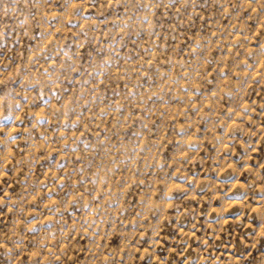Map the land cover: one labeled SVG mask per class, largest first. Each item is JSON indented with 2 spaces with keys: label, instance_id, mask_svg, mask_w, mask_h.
Masks as SVG:
<instances>
[{
  "label": "clouds",
  "instance_id": "clouds-1",
  "mask_svg": "<svg viewBox=\"0 0 264 264\" xmlns=\"http://www.w3.org/2000/svg\"><path fill=\"white\" fill-rule=\"evenodd\" d=\"M254 93L264 0H0V264H264Z\"/></svg>",
  "mask_w": 264,
  "mask_h": 264
},
{
  "label": "rangeland",
  "instance_id": "rangeland-1",
  "mask_svg": "<svg viewBox=\"0 0 264 264\" xmlns=\"http://www.w3.org/2000/svg\"><path fill=\"white\" fill-rule=\"evenodd\" d=\"M207 16L208 14L205 13V17H204L205 21L207 20ZM48 100H49V97L43 98L40 106H43L44 104H46ZM253 100L258 104L264 105V93H261V94L254 93ZM256 111H259V108ZM9 115H13V113L5 112L3 116L4 117L8 116V117L4 119L3 121H0V123L10 124L12 122V117ZM45 126L46 125L44 124L41 125V127H45ZM253 143L256 145V147H255V150L251 154L252 159L250 161V166L254 167L258 163L264 164V138H259V137L254 138ZM201 155H203V153H201ZM197 171L198 172L200 171V168L198 165H197ZM241 179L243 180V177ZM249 203L252 204L253 208L257 206L256 203L253 201H249ZM193 206L195 207L196 205L194 204ZM249 215L254 217L256 214L255 212H250L248 210H245V223L246 224L248 222L247 217ZM255 227L256 225L255 223H253L252 227L247 228L246 231L249 234H251ZM224 228L226 229V231H222L217 234L216 243L219 245L222 240L225 241L226 243L220 245V250H216L211 247L209 248V252H212V254L214 255H221L222 259L231 258V253L237 249L238 245H243L245 249H250V252L248 256L246 257V259L250 258L252 255H255L256 249L258 247L264 246V235H260V233L257 231L256 236L254 238L255 242L251 236L246 238L244 235L241 234V231L234 229L231 217H228L226 223L224 224ZM202 234H203V229L196 232V236H200ZM176 238L179 239V235H177ZM209 243L211 244L212 242L209 241ZM194 247H195V244L193 245V248ZM160 249H164L165 251L161 252ZM224 249H226V254H222V251ZM192 250H193L192 248H189L187 251H192ZM82 255L83 254L81 253V256ZM158 255H165L168 257L169 261H171L174 256H177V249L174 245L170 244L169 241L162 239L160 242V247L158 248ZM75 256H76V253L72 252L69 254V259L70 260L74 259ZM177 258H180V257L177 256ZM24 259L27 260L28 257L26 256ZM145 260L146 258L143 255V250L138 251L135 264H145ZM234 264H239V261L234 260Z\"/></svg>",
  "mask_w": 264,
  "mask_h": 264
}]
</instances>
